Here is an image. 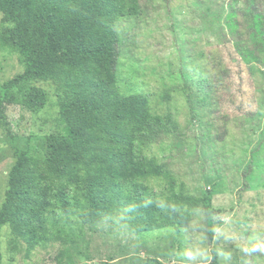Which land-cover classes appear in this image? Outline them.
<instances>
[{
	"label": "rangeland",
	"instance_id": "rangeland-1",
	"mask_svg": "<svg viewBox=\"0 0 264 264\" xmlns=\"http://www.w3.org/2000/svg\"><path fill=\"white\" fill-rule=\"evenodd\" d=\"M246 2L143 0L144 11L118 18L116 31L117 84L124 95L188 85L195 104L201 97L197 81L213 77V60L223 64L225 92H219L215 103L199 102L191 112L177 91L169 102L153 105L155 113L174 116L180 135L148 148L162 171L150 183L157 192L171 185L197 197L211 190L218 217L233 220L231 227L250 237L257 225L264 228V51L239 35L250 31L249 18L243 15ZM255 5L264 12V0ZM10 26L0 13V36ZM22 72L18 54L0 46V209L16 155L42 158L47 137L60 129L54 84L37 85L49 96L40 111L23 108L15 87L3 96L2 85ZM201 225L200 210L185 229L168 227L139 235L124 226H85L70 217L61 222V238L48 235L47 241L37 239L30 246L27 237H18L5 224L0 229V264H193L180 254L198 244L210 254L212 248L233 254L231 261L218 256L219 264H264V256L246 257L223 238L208 244ZM195 264L208 262L199 259Z\"/></svg>",
	"mask_w": 264,
	"mask_h": 264
},
{
	"label": "trees",
	"instance_id": "trees-1",
	"mask_svg": "<svg viewBox=\"0 0 264 264\" xmlns=\"http://www.w3.org/2000/svg\"><path fill=\"white\" fill-rule=\"evenodd\" d=\"M142 1L0 0V13L11 24L3 30L0 46L16 52L23 65V72L5 82L1 92L7 97L15 87L23 108L40 111L49 96L37 85L54 84L60 123L59 131L47 137L42 158L20 152L8 173L0 229L9 224L30 246L37 239L47 241L48 235L61 238V222L70 217L85 226L115 225L123 214V226L139 235L168 227L185 229L198 210L208 244L214 239L219 211L211 190L201 197L171 185L157 192L150 182L162 171L147 150L180 135L174 116L155 113L153 105L169 102L177 91L191 112L199 102L215 103L219 92H225L223 64L213 60V77L197 81L201 97L195 104L188 85L122 94L117 84L116 20L141 14ZM255 2L247 0L243 10L250 31L239 35L263 52L264 12ZM258 18L261 22L255 21ZM211 251V264H219L215 249Z\"/></svg>",
	"mask_w": 264,
	"mask_h": 264
},
{
	"label": "clouds",
	"instance_id": "clouds-1",
	"mask_svg": "<svg viewBox=\"0 0 264 264\" xmlns=\"http://www.w3.org/2000/svg\"><path fill=\"white\" fill-rule=\"evenodd\" d=\"M133 210L134 209L131 208L129 209V211ZM214 219L219 220V223L214 224L212 228L215 240L219 241L223 238L226 242L236 244L240 252L246 257H252L257 254L264 256V228L257 225V228L253 231V234L250 237H243L240 232L231 227L233 220L220 217H214ZM123 222L124 216L123 214H120V218L116 220L117 227H122ZM204 239L206 240L207 238L204 237ZM180 255L183 259L193 262V264L199 259L210 264L215 258L210 254L208 248L203 246V244H198L191 248H185ZM216 255L226 261H231L233 259V254L231 252H224L222 249L217 250ZM246 264H252V261L247 260Z\"/></svg>",
	"mask_w": 264,
	"mask_h": 264
}]
</instances>
